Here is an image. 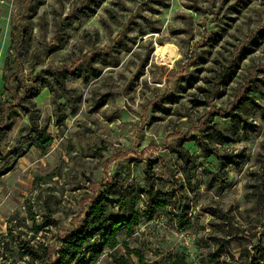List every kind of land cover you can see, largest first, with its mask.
Instances as JSON below:
<instances>
[{
  "label": "rangeland",
  "instance_id": "374dc122",
  "mask_svg": "<svg viewBox=\"0 0 264 264\" xmlns=\"http://www.w3.org/2000/svg\"><path fill=\"white\" fill-rule=\"evenodd\" d=\"M87 2L0 0V95L6 94L2 77L6 72L11 32L19 24L18 15L23 14L26 7L37 6V13L32 14L30 20L34 27L32 47H35L53 39L55 21H61ZM151 3L161 13L149 9ZM106 7L116 10L118 20L110 17ZM144 17L155 21L158 30L138 35L133 50L122 53L119 67H106L102 76L91 79L89 84L78 79L69 81V86L77 87L84 97L76 114L56 126L50 122L53 107L49 89L45 88L38 96L42 123L49 122L53 144L45 153L32 147L0 181V233L7 231L8 219L13 215L30 216V205H34L36 220L40 221L43 212L36 204L37 196L46 198L53 218L58 221V225H51L48 237L52 238L59 230L80 227L90 201L103 190L101 184L107 179L115 177L122 185L145 187L148 183L144 169L149 160L178 162L171 152L175 138L190 133L196 135L194 129L199 125V117L206 112L205 107L191 102L196 94L202 98L197 90L199 85L212 90L218 87L220 93L215 91V95L207 100L212 106L226 109L246 75L263 76L255 70L248 72L246 63L258 65L264 62V38L258 37L259 28L264 27V0H104L94 15L81 18L68 30L67 44L45 58L35 70L49 64L57 67L67 55L88 59L90 51L112 45L131 23L143 21ZM212 32L221 36L210 48L202 42ZM133 34L137 31L129 32V35ZM254 40L258 42L254 43ZM165 43L178 49L180 58L174 67L156 59L161 44ZM200 54L208 57L206 61L192 62ZM231 64H234V79L224 89L225 86L218 83L223 66ZM24 65L28 68L27 63ZM29 71L30 67L26 72ZM183 75H195L197 80L188 86ZM172 93H178L179 97L171 103V111H157L154 102H160V97ZM98 102L100 104L96 105ZM215 119L222 127H230L228 120ZM250 119L258 127L249 131L246 137L235 135L240 141L226 145L230 151L245 153L241 163L228 167L229 186L216 194L201 185L192 193L191 223L187 227L181 228L159 214L152 221L143 220L134 235H123L121 240H127L130 247L139 248L149 263L164 264L168 254L183 253L191 264H209L208 254L220 248L210 242V235L220 237L226 226L220 223V218H214L202 209L208 206L215 212L222 209L223 213L233 217L235 223L229 228L231 240L226 245L236 256L241 247L252 249L259 241L264 242V208L247 197L252 192L249 185L256 183L255 173H262L258 157L264 146V120L257 110L250 112ZM28 121L25 115L13 120L4 143L6 147L14 145L21 127ZM186 146L192 154L200 156L194 142H188ZM201 162L215 169L213 158L200 157L199 165ZM197 169L195 180L201 181L204 169L202 165ZM154 170L157 183L164 186L165 183L158 180L160 177L170 181L171 175L163 166L156 165ZM27 224L31 226L32 221L27 219ZM43 234L44 230L39 237ZM51 242L55 243L53 239ZM118 248L124 253V248ZM105 255L97 264H110Z\"/></svg>",
  "mask_w": 264,
  "mask_h": 264
},
{
  "label": "trees",
  "instance_id": "16d2710c",
  "mask_svg": "<svg viewBox=\"0 0 264 264\" xmlns=\"http://www.w3.org/2000/svg\"><path fill=\"white\" fill-rule=\"evenodd\" d=\"M103 2L104 0H88L85 6L73 9L67 16L61 18V21L54 22L53 39L35 47H32L34 27L30 20L31 15L37 13V6L33 5L29 9L26 7L24 13L18 15L19 24L15 25L11 32V45L5 60L6 72L2 77L6 94L0 95V181L5 174L17 166L20 158L25 156L32 147H37L45 153L53 144L50 124L49 122L42 123V112L37 103L38 96L45 88L49 89L53 107L50 122L59 126L70 115L76 114L84 101L81 91L77 87L69 86L70 80L78 79L84 84H89L91 79L100 78L106 67L121 65L122 53L133 50L132 47L136 44L138 35H146L148 30H158V27L154 25L155 21L146 20L144 17L143 21L136 20L131 23L112 45L90 51L88 59L84 56L75 58L67 55L61 59L59 66L49 64L36 71V67L45 58L59 52L67 44L68 30L81 18L94 15ZM162 4L165 7L166 3ZM189 7L195 8L192 5ZM149 9L155 10V13H161L159 9L153 7L152 3ZM106 11L111 18L118 20L114 8L106 7ZM259 29L258 37L264 38V27ZM131 31H137V34L129 35ZM220 36V33L212 32L205 36L202 44L211 48L218 42ZM256 42L258 41L254 40V43ZM248 49L251 50L250 47ZM206 54L209 56L208 51ZM207 56L200 54L192 62L199 64L206 61ZM24 57H26L25 60H23ZM25 63L28 64V68L24 65ZM233 65L223 66L218 84L224 85V89L234 79ZM29 67L31 71L27 73ZM246 69H249L248 72L251 70L260 72L263 76L257 78L250 74L246 75L244 83L241 84L238 93L226 109L212 106L207 100L215 95L218 87L212 90L202 85L198 86L197 90L202 98H198L196 94L191 102L198 107H205L206 112L199 117V125L194 129L196 135L190 133L187 136L178 135L175 138L171 152L177 156V163H172V159L163 163L158 159L149 160L144 169L145 180L148 183L145 187L137 184L122 185L115 177L107 179L101 184L103 190L90 201L80 227L73 230H59L52 238L47 234L51 232V225H58V221L53 218L52 208L46 198L37 196L36 204L43 212L40 221L36 220L34 205H30V216L13 215L8 219L7 231L0 233V264H97L104 254L110 264H157L147 262L139 248L130 247L128 241H122L121 237L126 234L134 235L135 229L141 225L143 220L152 221L159 214L181 228L187 227L191 223L189 214L192 193L197 192L201 185L216 194L229 186L231 181L228 167L231 164L241 163L245 153L242 150L230 151L226 145L240 141L236 136L246 137L249 131L258 127L255 121L250 119L252 110L259 111L264 120V103L262 102L264 99V62L258 65L246 63ZM184 77L188 86L193 85L197 80L195 75ZM218 93L220 92L217 91ZM178 97V93L164 95L160 97V102H154V107L157 111L168 113L171 111V103ZM98 104L100 103H96ZM208 107L211 108L207 110ZM24 115L28 117V124L21 127L14 145L6 147L4 143L11 132V123L15 118ZM215 118L228 120L230 127H222ZM188 142L196 144L200 150V156L190 152L186 146ZM200 157L213 158L215 169L208 168L203 162L199 165ZM258 164L262 167V173H255L256 183L249 185L252 192L251 195L247 194V197L253 198L260 207L264 208V146L262 153L259 154ZM156 165L159 168L163 166L171 175L170 181L158 178L159 181L165 183L164 186L155 180ZM201 165L204 169V177L203 180L196 181L197 168ZM141 204L142 207H140ZM202 209L214 218H220V223L226 226L222 229L223 234L220 237L210 235V242L220 248L208 254L209 264H264V242L262 240L252 249L241 247L236 256L226 245L231 240L229 228H232L235 223L232 220L233 217L223 213L222 209H217L216 212L208 206H203ZM27 219L32 221L31 226L27 224ZM42 230L45 234L39 237ZM51 239L55 243H52ZM119 246L124 248V253L118 251ZM134 258L137 261H134ZM164 264L191 263L187 261L185 254L172 253L167 255Z\"/></svg>",
  "mask_w": 264,
  "mask_h": 264
},
{
  "label": "bare ground",
  "instance_id": "6f19581e",
  "mask_svg": "<svg viewBox=\"0 0 264 264\" xmlns=\"http://www.w3.org/2000/svg\"><path fill=\"white\" fill-rule=\"evenodd\" d=\"M160 50L156 55V59L159 63L168 65L169 67H174L177 63L176 61L180 58L178 49L174 47L171 43H166L160 46Z\"/></svg>",
  "mask_w": 264,
  "mask_h": 264
}]
</instances>
